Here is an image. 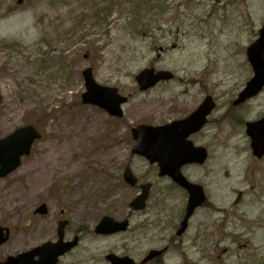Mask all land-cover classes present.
I'll list each match as a JSON object with an SVG mask.
<instances>
[{
    "label": "rangeland",
    "instance_id": "374dc122",
    "mask_svg": "<svg viewBox=\"0 0 264 264\" xmlns=\"http://www.w3.org/2000/svg\"><path fill=\"white\" fill-rule=\"evenodd\" d=\"M263 24L264 0H0V138L30 123L43 132L22 165L0 178V222L14 230L12 240L0 246V259L56 241L51 215L56 208H78L80 192L92 197L106 191L117 201L112 210L107 201H95V219L110 211L119 215L137 193L120 181L125 165L132 161L142 177L155 169L144 157L132 156L127 130L189 114L212 95L217 101L208 127L213 157L187 173L203 180L213 201L226 210L213 215L226 219L228 239L213 246L209 257L198 245H188L181 252L190 262L179 252L174 259L256 264L257 244L248 230L263 208L254 195L264 192L258 186L264 172L253 175L257 163L242 123L223 115L264 116V90L230 107L253 76L246 51ZM152 65L173 71L176 79L142 92L136 75ZM90 66L100 83L131 94L124 118L82 103V72ZM57 148L64 149L66 160L59 172L41 177V156ZM253 177L257 188L239 199L237 191L251 190L246 180ZM43 201L49 214L38 215ZM263 239L258 231L256 241ZM124 244V236L87 238L61 264H110L107 254L124 252ZM223 248L229 251L220 259Z\"/></svg>",
    "mask_w": 264,
    "mask_h": 264
},
{
    "label": "flooded vegetation",
    "instance_id": "af4514ba",
    "mask_svg": "<svg viewBox=\"0 0 264 264\" xmlns=\"http://www.w3.org/2000/svg\"><path fill=\"white\" fill-rule=\"evenodd\" d=\"M187 115L189 114H185L183 116L180 115L179 118L186 117ZM240 115L242 114H239V120H241ZM261 117L264 116H260L259 118ZM244 121L246 124L247 121ZM211 122L212 119L209 118V122L207 123L205 129L201 132L193 134L190 137L196 145H202L209 151L210 158L213 156V136L212 133L208 131V126L212 124ZM127 140H131L129 136L127 137ZM247 148L248 151H251L250 143L247 144ZM252 159L257 163L254 165V176L257 170L258 173H260L259 176L261 177V173L264 172V156L262 158L253 157ZM193 166L198 165H187L183 168V172L189 181L203 185L206 193V201L203 205L195 208L192 215L187 220V227L184 232L180 233V228L187 215L189 191L182 185L175 182L171 177L155 174V172H157V167L155 166L153 175L139 177L141 183H152L151 194L146 207L142 209H135L130 207L128 203L125 205L124 209L122 207L119 210V215H116V213L111 211L104 214L113 216L115 219L119 220L127 219L128 225L125 231H119L113 234H99L95 230L96 225L103 217L102 215L101 218L97 220L92 216L95 210L93 207L96 203L95 201H107V205L111 210L116 206L117 201H114L113 195L111 193H107L106 191L94 192L92 197H86L84 196V192H80V195H82L79 200L80 206L72 209L70 212H68L66 207L55 209L51 215L50 221L52 226L51 236L53 235L54 238L58 237L60 221L67 220V224L63 231L65 240L71 241L77 238L78 241L77 246L72 251L64 255L58 264H61L63 259L69 254L81 248L87 238H110L116 236H124L125 244L123 248L125 251H111L110 253L115 252L122 256H129L133 261V264H177L175 259L178 252L181 253L184 260L189 263L190 260L187 258V254L185 252H181V247H187L188 245H198L199 251L202 253L205 251L206 257H209L212 253L213 246H221L222 242L228 239V231H226L228 226L225 221L226 219L214 218L213 215L215 212H223L225 214L226 210L216 206L212 200L213 196H211L208 187L204 184L203 180L194 179L192 175L187 174V169H190V167ZM249 180L250 181L248 182L251 184V189L257 188V186H255L257 184H255L254 178ZM120 181H123V179L121 178ZM252 182L254 184H252ZM260 183L261 184L258 186L264 189V176ZM154 194L158 195L155 200H153ZM254 197L259 203L263 204V208L260 211V215L256 219V223L248 231L251 238L255 242V245L257 244L255 254L256 264H264V239L262 241H256L258 231L264 233V192H262L259 196L254 195ZM86 202L88 206L86 205ZM70 215H77V217L75 218ZM0 223L3 227H9V230L4 229L3 237L8 234L9 238L7 239V242L11 241L14 235L13 228L2 222ZM219 237H221L220 240L218 239ZM150 243H158V245L148 247ZM244 245L248 246V244ZM153 249L163 250V252L160 255L147 260V256ZM12 254L16 253H10L9 255ZM202 257H204V255H202ZM5 258L0 259V261ZM207 260L211 261L212 258H207Z\"/></svg>",
    "mask_w": 264,
    "mask_h": 264
},
{
    "label": "water",
    "instance_id": "95a60500",
    "mask_svg": "<svg viewBox=\"0 0 264 264\" xmlns=\"http://www.w3.org/2000/svg\"><path fill=\"white\" fill-rule=\"evenodd\" d=\"M247 55L251 63L254 76L240 92L235 105L245 102L247 99L259 94L264 89V25L260 30L259 38L248 47ZM87 91L83 94V102L100 106L111 115H122L121 104L127 101L118 93L117 88L100 85L96 82L93 69L88 68L83 72ZM173 74L168 71L145 69L137 77L142 90L155 86L163 79H171ZM216 104L212 96H208L203 104L183 120L174 121L165 126L140 125L133 129L137 140L133 152L146 156L150 162H158L161 167V175H170L174 180L186 186L191 193L189 210L186 219L192 214L195 207L204 201L201 189L197 185H191L181 173V167L187 163H204L207 153L202 148L187 149L185 144L187 137L199 131L206 123L207 116L215 108ZM247 133L251 138L254 153L261 156L264 153V119L249 122ZM41 132L34 125H27L18 128L11 135L0 139V177H5L21 164V158L29 155L34 142L41 138ZM125 178L132 185H135L137 178L127 167ZM143 192L131 203V206L142 208L146 205L149 197L150 184L142 187ZM38 212H46V205L43 204ZM109 217H105L98 229L102 233L115 232L124 229L125 224L117 223ZM124 225V226H123ZM185 226V225H184ZM4 228L0 227V244L7 236L3 237ZM76 242L64 243L62 240L56 244L48 243L35 248L29 252L20 254L17 257H10L6 262L0 264H57L61 255L72 249ZM161 251H154L150 258L160 254ZM38 255L39 260L34 257ZM112 264H131L127 257H119L111 254L108 256Z\"/></svg>",
    "mask_w": 264,
    "mask_h": 264
},
{
    "label": "bare ground",
    "instance_id": "6f19581e",
    "mask_svg": "<svg viewBox=\"0 0 264 264\" xmlns=\"http://www.w3.org/2000/svg\"><path fill=\"white\" fill-rule=\"evenodd\" d=\"M65 160V151L63 148H57V151L52 152L47 151L44 155L41 156L39 160V162L43 166L44 172L43 174H40V176L44 177L51 171L59 172V168L62 166Z\"/></svg>",
    "mask_w": 264,
    "mask_h": 264
}]
</instances>
